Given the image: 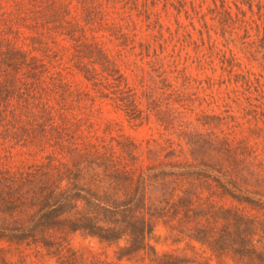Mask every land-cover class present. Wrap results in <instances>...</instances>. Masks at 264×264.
<instances>
[{"label":"rangeland","instance_id":"rangeland-1","mask_svg":"<svg viewBox=\"0 0 264 264\" xmlns=\"http://www.w3.org/2000/svg\"><path fill=\"white\" fill-rule=\"evenodd\" d=\"M226 1L0 0V264H264V48Z\"/></svg>","mask_w":264,"mask_h":264},{"label":"trees","instance_id":"trees-1","mask_svg":"<svg viewBox=\"0 0 264 264\" xmlns=\"http://www.w3.org/2000/svg\"><path fill=\"white\" fill-rule=\"evenodd\" d=\"M213 8L209 11L213 14H217L222 17L223 22L227 23V21H231L232 13L231 7L226 0H212ZM234 8L243 16L242 22L245 24L251 23L254 25L256 32V37L260 41V45L258 47L264 48V27H260L261 23H258L252 18L253 15H256L257 20L260 21L261 19L264 20V4L262 0H235L233 2ZM241 6H246L248 12L252 15L248 20H245V12L241 8ZM253 8H256V12L253 11ZM202 15V14H201ZM203 16V15H202ZM249 26V24H248ZM261 30V34L259 35V29ZM247 33V32H246ZM210 39V38H209ZM233 57V56H231Z\"/></svg>","mask_w":264,"mask_h":264}]
</instances>
